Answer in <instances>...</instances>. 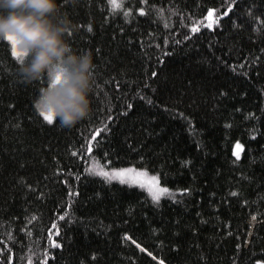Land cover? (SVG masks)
I'll return each mask as SVG.
<instances>
[{
  "label": "trees",
  "instance_id": "obj_1",
  "mask_svg": "<svg viewBox=\"0 0 264 264\" xmlns=\"http://www.w3.org/2000/svg\"><path fill=\"white\" fill-rule=\"evenodd\" d=\"M58 4L93 56L92 111L48 125L46 77L25 82L0 41V264H264V0ZM209 10L228 15L209 29ZM93 160L169 194L155 203Z\"/></svg>",
  "mask_w": 264,
  "mask_h": 264
},
{
  "label": "clouds",
  "instance_id": "obj_2",
  "mask_svg": "<svg viewBox=\"0 0 264 264\" xmlns=\"http://www.w3.org/2000/svg\"><path fill=\"white\" fill-rule=\"evenodd\" d=\"M74 28L58 0H0V41L11 38L25 54L18 69L25 82L46 77L35 107L68 129L89 117L94 85L92 53H76L65 38Z\"/></svg>",
  "mask_w": 264,
  "mask_h": 264
},
{
  "label": "snow or ice",
  "instance_id": "obj_3",
  "mask_svg": "<svg viewBox=\"0 0 264 264\" xmlns=\"http://www.w3.org/2000/svg\"><path fill=\"white\" fill-rule=\"evenodd\" d=\"M110 3H112L113 5L116 4V0H110ZM119 6V5H117ZM231 7L229 8V12L231 11ZM130 14V13H128ZM140 15H145V12L143 10L140 11ZM213 15H214V10H209L206 19L209 21L208 24L205 25V27L211 29L213 27V25H219L220 20H222L224 18V16H227L228 13L225 12L223 14V16L220 17H216L215 19H213ZM199 29L198 28H192L193 33L197 32ZM88 31L91 32L92 29L91 27L88 28ZM69 35H71V33H69ZM10 43L11 45V55L13 57H15L17 60H19L20 62H23L24 58H25V54L24 53H20L17 51L16 46H15V42L12 41L11 38H9V40L7 41ZM177 43H179L177 41ZM169 53H165V55H168ZM153 76L156 75V73L154 72L152 74ZM41 83H44L45 81L42 79L40 81ZM143 98V97H142ZM148 103H151V100H148ZM129 109L131 108V105H128ZM127 113H124V115H126ZM40 115L43 117L44 121L47 122L48 125H54L56 122L55 117L51 114V113H47V112H40ZM105 131H107V128L105 127ZM97 135H99V132H97ZM96 137H93V140H95ZM236 148L239 149L240 151L243 150L242 145H240L239 143H237ZM91 145L89 146V153H91ZM76 153H73V155H75ZM237 157V159H239V152L234 153ZM93 168L99 169V171L96 173L97 175L103 177L106 181H112V180H119V182L121 184H128L129 186L132 185H138L140 188L142 189H146L148 191V193L150 194L153 202L158 203L160 198L162 196L168 195L169 194V190L167 188L161 187L159 184V179L156 176L153 177H148L147 173L144 171H138L136 168L134 167H128V168H120V169H112L111 171H106L104 170V167H102L98 161L93 160ZM86 171L92 172V169H86ZM73 195V193H69V196ZM233 195H236L235 193H233ZM61 220H64L65 217L61 216L60 217ZM253 219H255V217H253ZM53 228H56V225H53ZM56 235H59V230L57 229ZM125 239H128V237H125ZM52 247L55 248H60L61 245L58 243H55L54 241L51 244ZM137 247H139V245H137ZM141 251H143V249H141ZM44 264H47V261H44ZM161 264H163V261H161Z\"/></svg>",
  "mask_w": 264,
  "mask_h": 264
},
{
  "label": "rangeland",
  "instance_id": "obj_4",
  "mask_svg": "<svg viewBox=\"0 0 264 264\" xmlns=\"http://www.w3.org/2000/svg\"><path fill=\"white\" fill-rule=\"evenodd\" d=\"M236 152H238V149L236 148ZM147 176L150 178V177H153V175H148L147 174ZM161 186V185H160ZM162 187V186H161ZM251 231H252V228H251V226H249V228H248V235L247 236H249V235H251ZM262 231L264 232V223L262 224Z\"/></svg>",
  "mask_w": 264,
  "mask_h": 264
}]
</instances>
